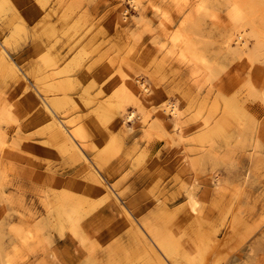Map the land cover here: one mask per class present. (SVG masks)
Listing matches in <instances>:
<instances>
[{
	"label": "rangeland",
	"instance_id": "obj_1",
	"mask_svg": "<svg viewBox=\"0 0 264 264\" xmlns=\"http://www.w3.org/2000/svg\"><path fill=\"white\" fill-rule=\"evenodd\" d=\"M257 70L264 0H0V264H264Z\"/></svg>",
	"mask_w": 264,
	"mask_h": 264
},
{
	"label": "bare ground",
	"instance_id": "obj_2",
	"mask_svg": "<svg viewBox=\"0 0 264 264\" xmlns=\"http://www.w3.org/2000/svg\"><path fill=\"white\" fill-rule=\"evenodd\" d=\"M132 3V2H131ZM136 5V3H135ZM137 6V5H136ZM242 11H244L243 8H240V7H235L234 11H233V16H234V19H240L241 20V17H242ZM246 13V12H245ZM126 20V19H125ZM244 32V31H242ZM245 48V45L243 46ZM50 59V58H48ZM49 67H53V63L52 64H47ZM55 65V64H54ZM60 64L58 65H55L56 67H58ZM61 67V66H60ZM59 68H57L56 72H54V74H51V73H47V77H46V84L48 85V88L50 89V91H57V92H61L62 95L58 96V98L55 100V105L56 106H60V105H65V103H68L70 101H72V96H73V93L69 92L67 89H68V84L67 82L70 84V85H74L73 81L71 79H73L72 77L66 81H61L59 82L57 85H54L53 83L51 82H54L53 79L55 78L56 75H60L63 73V75H68L69 74V71L68 70H60L59 71ZM58 78V76H57ZM63 79H67V78H63ZM62 80V79H61ZM58 81V80H57ZM138 81V80H137ZM143 82V81H142ZM142 82L139 81V83H135L133 78H132V86L133 88L136 87L139 91V94H142L143 97H147L149 95V89L148 87H146L144 84H142ZM51 83V84H50ZM69 93H71V95H69ZM125 94L123 95V98H124V101L123 102H128L130 99L128 98V91H125L124 92ZM134 104L136 106H140L139 108H141L142 106L137 103V101L134 100ZM116 105V102H112L111 99H107L106 101L102 99V101L100 102V106L102 108V112L100 114V120H104L105 122H108L110 120V118L113 116L114 112H113V109ZM135 106V107H136ZM138 108V107H137ZM164 110L165 111H170L174 117H176L177 119L180 117V110L179 108L174 105V104H167L164 106ZM135 115V112H131L130 114H128L126 120H131L133 118V116ZM106 124V123H105ZM104 124V125H105ZM115 137L112 136V134H110L108 137H107V146L104 148V150L106 151H110V150H115L116 146L114 145V142H115ZM188 197H189V209L191 212H195L196 209H197V200L195 199V196L194 194L192 193H189L188 194ZM106 208V207H105ZM108 208V207H107ZM104 212V211H103ZM164 249L165 251L167 252H170L172 249H171V246L170 245H165L164 246ZM213 264H215L214 262H212ZM199 264H203V263H199Z\"/></svg>",
	"mask_w": 264,
	"mask_h": 264
},
{
	"label": "snow or ice",
	"instance_id": "obj_3",
	"mask_svg": "<svg viewBox=\"0 0 264 264\" xmlns=\"http://www.w3.org/2000/svg\"><path fill=\"white\" fill-rule=\"evenodd\" d=\"M230 75V74H229ZM104 79H107V77L105 76ZM101 83L103 82V80L100 81ZM253 82L255 84V86L260 89V88H264V73H261L259 70H257L256 72L253 73ZM223 84L225 86V88L227 89V91L229 92V94L235 90V88L238 86L237 84L233 83L231 86L229 85L228 79L225 78L223 81ZM131 112V110H130ZM122 204H124V201H121ZM125 207H127L128 205L125 204Z\"/></svg>",
	"mask_w": 264,
	"mask_h": 264
}]
</instances>
